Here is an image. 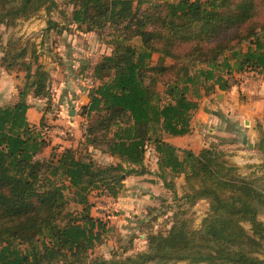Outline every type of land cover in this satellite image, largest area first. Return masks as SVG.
I'll use <instances>...</instances> for the list:
<instances>
[{
    "label": "trees",
    "instance_id": "1",
    "mask_svg": "<svg viewBox=\"0 0 264 264\" xmlns=\"http://www.w3.org/2000/svg\"><path fill=\"white\" fill-rule=\"evenodd\" d=\"M68 4L81 34L111 30L113 51L86 67L94 85L81 108L78 146L57 153L53 147L40 158L49 147L43 130L52 129L44 117L39 126L29 123V97L48 98L52 76L35 43L4 45L1 27L14 28L58 5L0 0V66L25 68L17 101L0 106V264H264V128L255 145L261 162L248 176L226 150L214 146L195 154L167 142L191 133L205 96L230 91L235 75L264 74V0ZM96 152L114 162L100 164ZM148 152L156 154V175L177 202L172 226L166 234H149L147 248L137 254L93 257L105 242V225L92 215L91 198L117 199L127 178L151 174ZM200 202L209 210L196 229L187 215Z\"/></svg>",
    "mask_w": 264,
    "mask_h": 264
},
{
    "label": "rangeland",
    "instance_id": "2",
    "mask_svg": "<svg viewBox=\"0 0 264 264\" xmlns=\"http://www.w3.org/2000/svg\"><path fill=\"white\" fill-rule=\"evenodd\" d=\"M58 7L54 9L50 14H48L46 11H42L39 13L36 17L32 18L29 21L26 22H20L16 27L14 28H6L1 27V33L3 34V44L6 45L8 41L12 40V42H16V40L21 39L22 43L29 41L30 43H35L37 46L38 54H39V62L45 66L47 71L52 73V84H51V93L50 96L46 99L37 100L32 99L29 97L30 104L34 103L37 104V107H34L38 113H40V121L44 117L45 120H47V124L51 126V129L49 132L43 130V135L45 139L49 142V147L44 149L43 152L39 155L40 158H48L52 154L53 147L58 148L56 149L55 153L62 151L63 146L57 144L54 145L51 142V139L49 138V134L53 133L56 136H59L60 139L62 138H72L73 134L70 132H67L65 127L59 122V113H60V107L59 103L60 100L64 97H67L66 99L69 100V95L71 94L72 88H77L81 90L80 93L83 94V88H86V92L89 90V88L93 87L94 83L93 80L90 77V74L92 70L87 69L86 67H89V65H92L96 63L101 57L110 55L113 51V46L110 43L111 42V30H105L100 33L96 34H90V35H84L81 34L76 26L72 24L71 21V15H72V6L68 4V0H55ZM174 1V0H173ZM53 21L57 23V27L53 28L50 26L48 21ZM133 44L136 46L140 45L139 40H134ZM3 56V53L0 51V62L1 58ZM59 59L61 60V64L59 63ZM159 59L158 55H154L153 57V64L155 65ZM172 61L167 59L166 63L170 64ZM74 64L73 68L71 67L70 71L68 69V65ZM59 64V65H58ZM86 68V69H85ZM92 68V67H91ZM63 69H66L65 71ZM12 76H17L16 79V89L18 90V86H21L23 84V77L25 76V68L16 66L9 72ZM7 79V78H6ZM7 81L4 83V89L7 90L8 87H11V81ZM14 86V85H13ZM10 90V88H9ZM8 90V91H9ZM14 88L12 89V91ZM13 96V93L11 94ZM11 95L8 94L6 96L5 93H3V96L0 95V106H5L8 104L15 103L17 101V93L16 97L11 101ZM39 101H41L39 103ZM67 109V108H66ZM64 116L68 118V112L67 110L64 112ZM38 124V126H39ZM32 125V124H31ZM243 126V125H242ZM229 128V126H228ZM55 135H53L55 137ZM259 140V138H258ZM222 140H219L217 143L213 144V147L216 146L219 149L226 150V153L228 155V159L230 160L231 157V148L229 145H223L221 146ZM258 142V141H257ZM62 146V148H61ZM211 147V146H209ZM207 148V147H206ZM228 148V149H227ZM248 151L245 153L247 154ZM94 158L97 162L100 164H109L111 161L108 159V157L96 152L93 154ZM153 152L147 153V165L149 168L154 169L156 168V164L153 161ZM244 163L240 160H236L237 163H233L234 165L238 166L240 168V173L244 176L250 175L254 169L251 168L254 166V163H250L246 160H255L253 157H250L249 159L245 158ZM147 179H150L154 181V184L157 185L156 182H160L157 175H149ZM177 180V184H179ZM181 185H177L178 191L181 189ZM157 188V187H156ZM161 188V190L157 188V191H152V194H155L158 200L151 203L148 200V197L144 198L143 201L138 203L136 206L129 205L131 208V218L133 214H139L145 220H150L145 225L150 230L147 233V236L145 235V232L147 231L145 227V231H141V229H137V224L135 225L133 229V233L135 232V235L137 236L134 239V248L132 251L126 252V254L131 255L132 253H137L140 250L147 248V237L151 233H163L166 234L167 231L172 226L171 217L174 215V213L177 211L176 204L177 202L174 201L173 194L169 191ZM180 192V191H179ZM134 195H131L128 200L134 199ZM92 203L96 204V199L91 198ZM142 205L144 206H155L157 208V211L151 215L148 216V211L142 209ZM96 206V205H95ZM152 208V207H151ZM70 209H74L73 206L70 207ZM96 209V207H95ZM209 210L208 203H198L187 215L188 219H191L193 221V227L196 229H199L201 226V223L203 219L207 216ZM153 216V218H151ZM151 218V219H148ZM260 220L264 222V214L260 216ZM122 226V224H121ZM247 230L250 228L248 224L245 225ZM122 231V239H121V245L117 246L116 243L112 241H108L107 244H103L97 248H95L92 252V256H104L105 258L110 259L114 253L120 251L121 247L129 242V239L132 238V235H128L129 230L128 229H121ZM140 231V232H139ZM137 232V233H136ZM125 234V236H123ZM127 234V235H126ZM104 240H106V235L103 236ZM124 239V240H123ZM116 247L113 252L112 247ZM123 253H120V255H123ZM133 255V254H132ZM178 264H189L187 262H181Z\"/></svg>",
    "mask_w": 264,
    "mask_h": 264
},
{
    "label": "crops",
    "instance_id": "3",
    "mask_svg": "<svg viewBox=\"0 0 264 264\" xmlns=\"http://www.w3.org/2000/svg\"><path fill=\"white\" fill-rule=\"evenodd\" d=\"M59 63L61 64L60 59ZM73 66L74 64L72 65L71 63L67 67L72 71L71 67L73 68ZM63 70L65 71L66 69ZM234 77L236 84L230 91L223 92L217 90L215 94L205 96L200 101V108L196 112L191 123L192 130L190 134L182 137L168 138L167 142L180 150H188L198 154L204 148L209 146L213 147L214 143L223 139L225 142L229 143L226 145H229L231 148L230 160L233 163L236 164V160H240L244 163V159H249L250 155V157H253L255 160L246 161L254 163L255 165L260 164L261 160L255 149V145L259 138L258 128H264V74L250 72L243 75H235ZM15 78L18 79L17 76H15ZM15 78L0 66V95L3 96V93H5L6 96H8V94L11 95L13 93V96L11 95V101L16 97L17 93V89L15 93ZM8 79L11 81V87H8L7 90H5L4 83L7 81L4 80ZM13 88L14 90L12 91ZM82 90L83 94L80 93L81 90L78 89L77 91V88H72V92L68 96L69 100L66 99L67 97L63 96L59 103L61 110L58 120L63 127H65L67 132L73 134V139L70 138L69 140H63L53 133L49 134L51 142L54 145H56V143L62 145L63 149L67 147L75 148L78 146L80 140H82V127L84 120L81 116V108L86 106L89 102L88 91L86 92L87 89L83 88ZM40 102L41 101H39V103ZM30 105L31 107L27 112V118L30 124L37 126L40 117L42 116H40V113L36 112L37 110L34 109V107H37V104L32 103ZM66 110L68 112V118L64 116ZM53 135H55V137ZM246 151H248L247 154L245 153ZM153 157V161L156 164V168L154 169L148 167L146 159V165L151 172L149 175H156L158 171L157 158L154 152ZM108 159L111 162H114L112 158L108 157ZM149 175L144 177L127 178L124 181V188L117 199L97 200L96 204H94L100 206V209L96 208L93 210L92 215L105 225V235L107 237L106 240H104L105 244H107L108 241H112L116 243L117 246L121 245V229H123V231L124 229H128V235H132V238L129 239L126 246L123 245L121 247L119 254L132 251L134 248V239L137 237L135 232L133 233L135 225L137 224V229L145 231V224L150 221L145 220V218L139 214H133L131 218L130 214L132 213V210L129 205L136 206L146 197H148V200L153 203L159 198H157L155 194H152V191L155 193L157 188L158 191L159 189L161 190V188L162 190L164 189L161 181L159 183L156 182V185L154 184V181L147 179ZM178 182L180 183L177 185L182 186L183 177H181ZM179 191V193L182 192L181 189ZM131 195L135 196L134 199L128 200ZM141 207L146 212L148 211V216L153 215L157 211V208L152 205H142ZM151 218H153V216ZM146 229L147 231L145 232V235L147 236V233L150 230L147 227ZM123 236H125V234ZM115 248L116 247L114 246L112 247L111 253ZM144 250L145 249L140 250L139 252ZM139 252L137 251V253ZM132 254L134 255V253Z\"/></svg>",
    "mask_w": 264,
    "mask_h": 264
},
{
    "label": "built area",
    "instance_id": "4",
    "mask_svg": "<svg viewBox=\"0 0 264 264\" xmlns=\"http://www.w3.org/2000/svg\"><path fill=\"white\" fill-rule=\"evenodd\" d=\"M96 208L100 209V206H99V205H97V206H96Z\"/></svg>",
    "mask_w": 264,
    "mask_h": 264
}]
</instances>
